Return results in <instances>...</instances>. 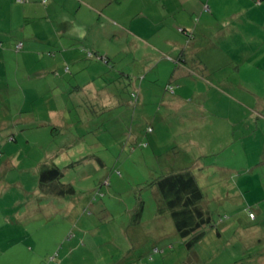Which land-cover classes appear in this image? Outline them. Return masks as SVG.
Returning a JSON list of instances; mask_svg holds the SVG:
<instances>
[{"label": "rangeland", "instance_id": "obj_1", "mask_svg": "<svg viewBox=\"0 0 264 264\" xmlns=\"http://www.w3.org/2000/svg\"><path fill=\"white\" fill-rule=\"evenodd\" d=\"M157 1L0 0V264H264V0H195L217 24L206 33L214 47L198 53L210 87L193 123L166 106L168 72L153 82L162 64L135 76L137 61L154 63L147 43L166 51L176 39L154 32L152 17L181 0ZM136 82L143 101L127 105ZM175 149L201 164L216 222L190 250L145 188ZM87 155L103 167L79 162ZM49 161L74 195L40 193L37 167ZM136 198L144 210L132 224Z\"/></svg>", "mask_w": 264, "mask_h": 264}, {"label": "crops", "instance_id": "obj_2", "mask_svg": "<svg viewBox=\"0 0 264 264\" xmlns=\"http://www.w3.org/2000/svg\"><path fill=\"white\" fill-rule=\"evenodd\" d=\"M159 1H162V0H158L157 2ZM167 1L169 0H166L163 2L167 3ZM189 2L190 3L192 2L191 5L193 6V8L184 9V6H186L187 3ZM182 12H185V13H182ZM163 14H165V12L162 13V15ZM170 14L171 15L165 14L162 17L153 16L152 19L154 21L153 23L154 25L152 27V30L154 32L160 31V28L158 27L163 28L166 26L170 28L169 31H171L174 34V37H176V39L164 40V43H163L164 47H168L166 51H162V50L159 51L158 49H155L156 45L154 44L151 45L147 43L146 46H148L149 48L148 60H150V63L151 62H154V63L152 66L150 65L141 66L140 61H137L136 63L140 66L139 68L140 70H138V73H136L135 76H140L141 79L142 78L146 79L148 77L147 76L148 73L149 72L151 73L153 71L152 70L153 68L157 67L159 64H162L163 65V67H161V69L163 68L162 70H159L157 73L152 72L153 78H154L153 82L160 80V76L162 72L163 73L168 72V78L163 81L164 83L162 82L163 85H161L160 87L161 89L159 90V91L161 90L166 91L165 93L166 96L164 98V101H168L166 106H168V108L173 107L174 111L177 108L182 107V110L184 112L186 119L193 123V121H196V119H194L196 117L194 113L197 112L194 106L198 105L199 103H203V102L206 103V101L209 99L208 94L205 95L203 93L202 94L200 93L201 85H205L207 88L210 87L208 85V81L204 80L205 78L202 76L204 73L207 75L208 70H207L206 65L202 62L198 53L200 52L201 49L203 50L204 48L203 45L207 44V42H208V45H205V46L212 48L213 44L206 40V33L208 30H211L212 26H216L217 22H211L209 16L204 12V9L201 7L200 4L198 3L196 4L195 0H181L180 4H177L176 7L172 9ZM177 14L183 15L182 22L177 20L176 18ZM191 15L192 16L198 15V17L192 18L190 17ZM171 16H174V20H175L174 22L172 21ZM172 24H176V25L180 24L181 26H177L176 28L178 29L176 30L175 26L172 27L173 26ZM157 28L159 30H157ZM184 32H186V35L188 36H185ZM153 36H154V33L152 32V35L150 36V38ZM198 36H203L205 38L204 43L197 42ZM12 43L13 42H11L9 46L12 47L13 45ZM59 43L62 44L61 41ZM27 44H28V41H27ZM215 52H216V49H215ZM160 54L162 55L164 54V57H161ZM142 82L139 85L136 82L135 86L137 88L134 90L135 92H137L138 100L141 99V102L143 101V95H144L143 93L144 87L142 85ZM170 84H171V87L172 85L174 86L172 87L173 88L172 91L168 90V86H170ZM82 86L83 85L76 83L75 88L76 90H79V88ZM85 86H89V84L87 83L85 84ZM153 87H157V86L152 85V88ZM149 89L150 88H148V90ZM182 90L183 92H187V93L181 92ZM203 97H206L205 98L206 101L204 100ZM187 98H189V100H187ZM201 99H203L204 101L203 100L201 101ZM130 101L131 100L128 101L127 105H130ZM188 103L190 104L192 103L193 106L192 105L189 106ZM168 112L170 113V111ZM168 115H169L168 116L169 118L170 114ZM197 121H200V118ZM179 152H180L179 149H175L174 151H172V153L170 152L169 155L165 154L166 155L165 160L168 166L173 165L171 167H167V171H170L171 169L177 170V169H181V168L188 167V166L190 168L192 167L193 173L197 169H202L200 168L201 164L196 162L194 157L191 158L190 163H187L184 156H179ZM199 154H201L200 156L203 157L204 154H208V153H206L203 149H201ZM97 162L98 161H96V163ZM159 223L160 222L157 221L156 225ZM157 228H161V227H157ZM227 229L222 228L220 229V231L221 232L226 231Z\"/></svg>", "mask_w": 264, "mask_h": 264}, {"label": "trees", "instance_id": "obj_3", "mask_svg": "<svg viewBox=\"0 0 264 264\" xmlns=\"http://www.w3.org/2000/svg\"><path fill=\"white\" fill-rule=\"evenodd\" d=\"M184 33L186 34V32ZM86 55L90 59L93 55L97 56L95 52H87ZM99 58L107 61L106 58ZM130 97V105L134 106L138 102L137 92H132ZM151 131V126L146 129L147 133H152ZM87 159H96L98 161V167H103L104 165L103 161L95 156H87L79 162ZM162 170L167 171V168L164 167ZM37 171L38 189L41 194L61 199L75 194V189L72 184L61 181L63 176L62 171L52 161L40 163ZM166 171L157 173L146 184L145 188L149 190L155 201V217L158 219L168 218L167 220L172 223L177 236L184 241L185 247L190 250L204 238L207 229L216 226V222L208 207L205 205L203 191L195 178L192 167L190 168L188 166L177 170L171 169L170 171ZM136 201L137 205L133 213L132 224H138L140 222L144 210L143 201L140 198H136ZM247 213L248 219H255V215L248 208ZM158 252L159 249L154 247L151 253L148 254L149 260L151 259V254Z\"/></svg>", "mask_w": 264, "mask_h": 264}, {"label": "built area", "instance_id": "obj_4", "mask_svg": "<svg viewBox=\"0 0 264 264\" xmlns=\"http://www.w3.org/2000/svg\"><path fill=\"white\" fill-rule=\"evenodd\" d=\"M15 48H16V50L20 49V48H21V44L16 45ZM172 89H173V88H172L171 86H168V90H169V91H172ZM251 217H252V216H251Z\"/></svg>", "mask_w": 264, "mask_h": 264}]
</instances>
